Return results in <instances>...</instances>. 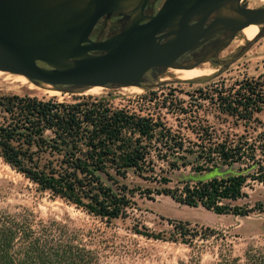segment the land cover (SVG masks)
Listing matches in <instances>:
<instances>
[{"label":"trees","instance_id":"1","mask_svg":"<svg viewBox=\"0 0 264 264\" xmlns=\"http://www.w3.org/2000/svg\"><path fill=\"white\" fill-rule=\"evenodd\" d=\"M220 90L210 98L222 113L249 122L264 108V76ZM0 108L1 159L41 191L100 220L126 218L135 208V194L143 192L141 186L125 183L129 171L159 183L157 195L216 215H249L251 209L233 203L245 196L249 183L264 186V160L257 157H264V150L256 137L221 138L211 128H193L192 141L160 118L104 107L102 101L89 107L86 101L66 104L0 96ZM160 163L171 173L189 167L196 177L213 178L180 179L170 187L172 181ZM255 209L264 212V205L256 204ZM213 233L179 222L169 239L192 246ZM92 238L69 223L37 220L26 209L0 211V264H103L101 253L91 248ZM212 264H264V252H244L242 258L220 252Z\"/></svg>","mask_w":264,"mask_h":264},{"label":"rangeland","instance_id":"2","mask_svg":"<svg viewBox=\"0 0 264 264\" xmlns=\"http://www.w3.org/2000/svg\"><path fill=\"white\" fill-rule=\"evenodd\" d=\"M243 3L253 9L264 6V0H243ZM246 42L247 39L239 33L220 54V59L233 58ZM203 65L211 67L213 71L191 80H180L169 69L158 80L148 77L149 82L142 88L101 87L97 92L83 90L55 95L47 93L45 86L37 87L24 77L0 72V96L29 97L43 101L53 99L66 104L86 101L89 107L102 101L104 107L160 118L172 131L180 132L192 141H196L195 135L191 133L193 128H211L221 138L227 134L256 137L264 150V108L246 122L220 112L217 101L210 98L214 90L221 91L222 86L229 88L235 82L264 76V37L220 74L217 72L221 67L208 63ZM160 83L163 85H158ZM1 112L0 108V115ZM257 154L258 158L264 160L261 153ZM159 166L168 172L172 181L168 185L170 187L175 186L180 179L213 178L212 174L196 177L189 167L171 173L165 164L160 163ZM125 183L130 187H142L143 194H135V208L129 211L126 218L100 220L41 191L0 157V211L14 213L26 209L37 220L65 222L86 233L90 232L93 236L91 248L101 253L103 264H181L189 263L190 260H198L199 264H212L218 260L220 252H231L233 257L238 258H242L244 252H264V212L255 209L256 204L264 205V186L261 184L249 183L243 190L245 196L233 203L252 212L247 216H234L216 215L202 207H187L168 196L157 195L154 190L161 188L159 183L154 179L143 180L131 171ZM146 190H150V194ZM179 222L196 225L198 229L210 228L214 230L213 237L196 239L192 246L180 241L172 242L169 238L174 225Z\"/></svg>","mask_w":264,"mask_h":264},{"label":"water","instance_id":"3","mask_svg":"<svg viewBox=\"0 0 264 264\" xmlns=\"http://www.w3.org/2000/svg\"><path fill=\"white\" fill-rule=\"evenodd\" d=\"M249 26L255 38L221 60ZM262 37L264 6L243 0H0V72L64 93L142 88L207 63L220 74Z\"/></svg>","mask_w":264,"mask_h":264},{"label":"bare ground","instance_id":"4","mask_svg":"<svg viewBox=\"0 0 264 264\" xmlns=\"http://www.w3.org/2000/svg\"><path fill=\"white\" fill-rule=\"evenodd\" d=\"M258 32V29L256 26H249L245 28L241 33L247 40H253ZM171 70V69H170ZM213 71L211 67H208L206 65H201L195 69L192 70H171V73L174 74L178 79L180 80H191L195 79L207 74H210ZM36 86V85H35ZM47 89V93L51 95L58 94L59 91H54L50 86L47 85H40L37 87H44ZM136 88V87H133ZM101 89V87H94L91 89H88L86 91L88 92H97Z\"/></svg>","mask_w":264,"mask_h":264},{"label":"flooded vegetation","instance_id":"5","mask_svg":"<svg viewBox=\"0 0 264 264\" xmlns=\"http://www.w3.org/2000/svg\"><path fill=\"white\" fill-rule=\"evenodd\" d=\"M190 57H191V56H185V57H183V58L181 59V61L188 60V59H190Z\"/></svg>","mask_w":264,"mask_h":264}]
</instances>
